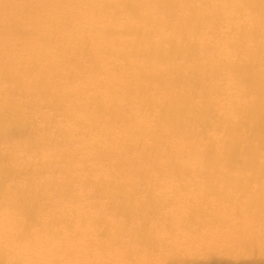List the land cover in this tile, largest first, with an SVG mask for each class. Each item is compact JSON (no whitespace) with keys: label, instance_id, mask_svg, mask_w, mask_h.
<instances>
[{"label":"bare ground","instance_id":"bare-ground-1","mask_svg":"<svg viewBox=\"0 0 264 264\" xmlns=\"http://www.w3.org/2000/svg\"><path fill=\"white\" fill-rule=\"evenodd\" d=\"M0 17V264H170L181 241L264 259V0Z\"/></svg>","mask_w":264,"mask_h":264},{"label":"rangeland","instance_id":"rangeland-1","mask_svg":"<svg viewBox=\"0 0 264 264\" xmlns=\"http://www.w3.org/2000/svg\"><path fill=\"white\" fill-rule=\"evenodd\" d=\"M204 1L205 0H202V2ZM0 19L2 18L0 17ZM124 21L125 18H121L120 20H118V22H124ZM84 26L88 28V24L84 23ZM86 38L89 39L88 42H91L93 36ZM48 50L49 48L43 50L42 52H40V55L46 53ZM99 89L100 91L106 90V84L105 83L99 84ZM43 107L44 109H47L49 106H43ZM163 109H159V111L161 110L162 115L166 113V111ZM159 111L157 110V112ZM97 139H98L97 136L92 138L94 142L97 141ZM12 154L21 155V152L12 151ZM173 225L176 226L175 223ZM180 232L183 233L184 230H180ZM182 243L183 241H181L180 243V245H182V249L178 252L176 256L173 257L175 260H173V262L170 264H264V259L261 260L259 257H257L258 256L257 253L256 254L245 253L242 251L243 248L233 247L230 245V243L208 242L209 244L203 243L191 247L185 246ZM210 244L211 246H209ZM155 264H167V263L160 262Z\"/></svg>","mask_w":264,"mask_h":264}]
</instances>
